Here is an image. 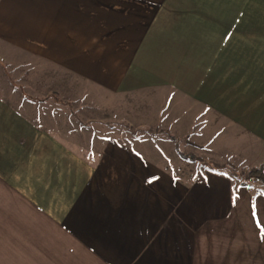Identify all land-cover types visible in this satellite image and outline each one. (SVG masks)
<instances>
[{
  "label": "crops",
  "instance_id": "crops-1",
  "mask_svg": "<svg viewBox=\"0 0 264 264\" xmlns=\"http://www.w3.org/2000/svg\"><path fill=\"white\" fill-rule=\"evenodd\" d=\"M13 53L210 161L118 137L84 154L0 93V264H264V192L210 166L264 165V0H0Z\"/></svg>",
  "mask_w": 264,
  "mask_h": 264
},
{
  "label": "rangeland",
  "instance_id": "rangeland-1",
  "mask_svg": "<svg viewBox=\"0 0 264 264\" xmlns=\"http://www.w3.org/2000/svg\"><path fill=\"white\" fill-rule=\"evenodd\" d=\"M8 55H0V93L15 107L31 108L33 117L41 125L84 154L92 153L96 145L107 138L145 139L169 146L165 151L170 158L181 159L180 153L185 155L186 161H190L181 159L186 173H197L209 166V154L190 140H174L166 133L155 131L154 126L138 124L144 119L130 117L127 100L106 95L59 67L15 53ZM151 150L159 156L155 148ZM229 166L231 168L222 171L231 174L234 183H245L256 192H264V183L248 177L252 167L244 163Z\"/></svg>",
  "mask_w": 264,
  "mask_h": 264
},
{
  "label": "trees",
  "instance_id": "trees-1",
  "mask_svg": "<svg viewBox=\"0 0 264 264\" xmlns=\"http://www.w3.org/2000/svg\"><path fill=\"white\" fill-rule=\"evenodd\" d=\"M180 156H181V158L183 160H188V158H186L185 155H183L181 153H180ZM210 166L213 167L216 170L230 167L229 165L218 166V165H215V164H211ZM248 177L251 180H255V181L264 183V165H261L259 168H253L252 170H250L249 173H248ZM242 186L248 187L245 183H242Z\"/></svg>",
  "mask_w": 264,
  "mask_h": 264
},
{
  "label": "snow or ice",
  "instance_id": "snow-or-ice-1",
  "mask_svg": "<svg viewBox=\"0 0 264 264\" xmlns=\"http://www.w3.org/2000/svg\"><path fill=\"white\" fill-rule=\"evenodd\" d=\"M255 215V213H253Z\"/></svg>",
  "mask_w": 264,
  "mask_h": 264
}]
</instances>
